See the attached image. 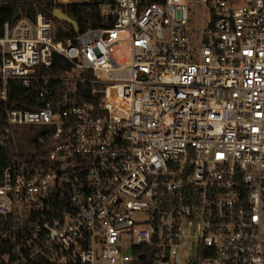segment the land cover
<instances>
[{
	"label": "built area",
	"instance_id": "2783aa9c",
	"mask_svg": "<svg viewBox=\"0 0 264 264\" xmlns=\"http://www.w3.org/2000/svg\"><path fill=\"white\" fill-rule=\"evenodd\" d=\"M58 1L104 25L4 23L0 138L46 130L0 174V264H264V0Z\"/></svg>",
	"mask_w": 264,
	"mask_h": 264
},
{
	"label": "trees",
	"instance_id": "16d2710c",
	"mask_svg": "<svg viewBox=\"0 0 264 264\" xmlns=\"http://www.w3.org/2000/svg\"><path fill=\"white\" fill-rule=\"evenodd\" d=\"M4 4H8L11 9L9 11L4 10L2 8ZM56 8H61L78 24V29L76 30L74 27H70L68 24L54 18L59 38L74 37L90 26L104 25L98 13V3L95 1L63 4L57 0H0V35L3 32L4 23L12 20V15L15 11H18L20 16L35 18L38 13L53 16ZM68 27L70 31L65 32ZM2 57V48L0 46V62ZM70 67L71 65L66 60L57 57L48 73L54 76H62ZM10 87L11 107L39 109L43 106L39 96L23 86L20 80H12ZM3 110L4 104L0 101V115ZM13 130L16 146L10 140L5 141L0 138V174L17 150L23 154H30L35 151L34 145H36L39 137L45 135L46 127L18 125ZM134 254L136 258L131 264H155L154 251L148 246H135Z\"/></svg>",
	"mask_w": 264,
	"mask_h": 264
},
{
	"label": "water",
	"instance_id": "95a60500",
	"mask_svg": "<svg viewBox=\"0 0 264 264\" xmlns=\"http://www.w3.org/2000/svg\"><path fill=\"white\" fill-rule=\"evenodd\" d=\"M2 8L7 11L11 9L8 4H4ZM53 15L59 21L66 23L70 26H73L76 30L78 29L77 22L73 18H71L67 13H65L61 8H56L54 10ZM18 17H19V12L18 11L13 12L12 22H14Z\"/></svg>",
	"mask_w": 264,
	"mask_h": 264
},
{
	"label": "rangeland",
	"instance_id": "374dc122",
	"mask_svg": "<svg viewBox=\"0 0 264 264\" xmlns=\"http://www.w3.org/2000/svg\"><path fill=\"white\" fill-rule=\"evenodd\" d=\"M202 11V9L196 10V16L193 17L192 21L194 24H197V26H200V12ZM129 46L130 44L128 42H123V49L126 53V55L129 54ZM119 56H123L121 53H119ZM102 264V263H99Z\"/></svg>",
	"mask_w": 264,
	"mask_h": 264
},
{
	"label": "crops",
	"instance_id": "0c3cea01",
	"mask_svg": "<svg viewBox=\"0 0 264 264\" xmlns=\"http://www.w3.org/2000/svg\"><path fill=\"white\" fill-rule=\"evenodd\" d=\"M58 1V0H57ZM59 2V1H58ZM59 3H62V2H59ZM63 4H65V3H63ZM67 4H69V3H67ZM54 13V12H53ZM66 13V12H65ZM19 16H20V14H19ZM53 17H54V15H53ZM55 18V17H54ZM12 21V20H11ZM70 26V25H69ZM73 27V26H72ZM2 55H3V53H2Z\"/></svg>",
	"mask_w": 264,
	"mask_h": 264
}]
</instances>
